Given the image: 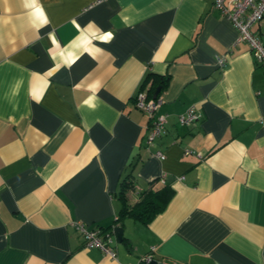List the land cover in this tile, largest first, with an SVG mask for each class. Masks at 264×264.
I'll return each mask as SVG.
<instances>
[{"label": "crops", "instance_id": "1", "mask_svg": "<svg viewBox=\"0 0 264 264\" xmlns=\"http://www.w3.org/2000/svg\"><path fill=\"white\" fill-rule=\"evenodd\" d=\"M252 29L264 39V18ZM157 87L166 133L147 149L134 97ZM122 187L171 196L115 221ZM73 221L107 230L114 257ZM151 246L264 264V65L213 0H0V264H136Z\"/></svg>", "mask_w": 264, "mask_h": 264}, {"label": "built area", "instance_id": "2", "mask_svg": "<svg viewBox=\"0 0 264 264\" xmlns=\"http://www.w3.org/2000/svg\"><path fill=\"white\" fill-rule=\"evenodd\" d=\"M213 5L220 13L226 16L237 30V40L244 41L249 46L250 52L256 63L264 65V39L252 29V25L264 18V0H213ZM225 56L216 58V63L222 66ZM137 108L148 116L147 133L145 137L148 149L155 139L166 133V113H157L161 104V98L151 97L144 92H138L134 97ZM180 125L195 123L200 118L199 108L195 104L189 105L183 113L177 115ZM154 154L163 159L164 153L157 149ZM73 226L83 238L86 247H97L101 252L114 257L111 239L107 230L100 228H87L81 221H73ZM155 247H149V251L142 254L136 264H175L173 261L154 258Z\"/></svg>", "mask_w": 264, "mask_h": 264}, {"label": "trees", "instance_id": "3", "mask_svg": "<svg viewBox=\"0 0 264 264\" xmlns=\"http://www.w3.org/2000/svg\"><path fill=\"white\" fill-rule=\"evenodd\" d=\"M150 75L151 74H149L148 77H150ZM166 80V78L164 79L162 77L153 75L151 78V87L158 84L164 85ZM170 196V191L166 192L163 189H156L145 191L134 201L128 202L122 187L119 193L122 206L119 210V213L115 217V221L120 220L123 216L130 215L134 218L140 219L144 223H147L165 208Z\"/></svg>", "mask_w": 264, "mask_h": 264}, {"label": "water", "instance_id": "4", "mask_svg": "<svg viewBox=\"0 0 264 264\" xmlns=\"http://www.w3.org/2000/svg\"><path fill=\"white\" fill-rule=\"evenodd\" d=\"M158 91H159V87H157L156 91H155L154 94H153V97H156ZM113 231H114L115 237H117V238L120 239L121 236H122V227L119 226V225L114 226V227H113ZM153 264H154V263H153Z\"/></svg>", "mask_w": 264, "mask_h": 264}]
</instances>
